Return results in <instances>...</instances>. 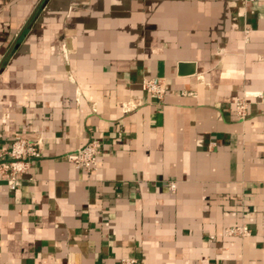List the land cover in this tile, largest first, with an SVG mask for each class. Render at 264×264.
Wrapping results in <instances>:
<instances>
[{"label":"crops","instance_id":"crops-1","mask_svg":"<svg viewBox=\"0 0 264 264\" xmlns=\"http://www.w3.org/2000/svg\"><path fill=\"white\" fill-rule=\"evenodd\" d=\"M17 137L41 155L0 179V264H264V0H0Z\"/></svg>","mask_w":264,"mask_h":264},{"label":"built area","instance_id":"built-area-1","mask_svg":"<svg viewBox=\"0 0 264 264\" xmlns=\"http://www.w3.org/2000/svg\"><path fill=\"white\" fill-rule=\"evenodd\" d=\"M141 87L143 91L155 96L157 99H162L166 90L165 81L160 77L143 79ZM261 96V91H244L235 100L236 116L239 119H244L249 100ZM100 151V142L93 139L69 153L67 158L76 167L93 171L96 169ZM40 155L41 149L35 143L30 142L24 137L13 139L6 147L0 149V179L5 180L10 189H15L19 175L26 173L33 159L40 157ZM169 187L173 188L174 183H169ZM249 233V228L246 225H235L225 229V234L228 236H246Z\"/></svg>","mask_w":264,"mask_h":264}]
</instances>
